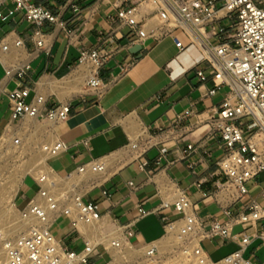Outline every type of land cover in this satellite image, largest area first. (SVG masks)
Returning <instances> with one entry per match:
<instances>
[{
	"label": "built area",
	"instance_id": "1",
	"mask_svg": "<svg viewBox=\"0 0 264 264\" xmlns=\"http://www.w3.org/2000/svg\"><path fill=\"white\" fill-rule=\"evenodd\" d=\"M10 1L14 6L0 7L2 20L18 13L38 26L58 20L56 14L37 0ZM4 2L0 0L1 4ZM116 2L115 18L119 27L132 30L140 42L158 40L180 28L191 42L203 49L214 76L228 86L230 94L224 97L216 109V117L206 121V126L210 133H218L224 144L217 166L227 182L219 187L226 191L231 187L236 193L232 202H241V205H226L217 216L200 217L185 190L177 186L157 206L144 208L136 203L138 215L124 226L113 223L115 229L110 231L99 203L84 198L85 184L93 174L115 167L122 160L140 157L147 146L139 140H130L119 153L113 151L93 157L60 171L51 159L65 151L67 144L58 136L42 141L36 134L42 121L66 119L71 105L60 102L46 107L45 93L33 84L18 81L7 93L9 112L0 128V186L9 174L21 170L24 172L22 183L29 178L35 190L24 207L19 208L24 228L7 243L1 264H90V256L98 248L109 257L105 264H253L244 255L246 247L257 238L264 244V180L259 179L264 175V0ZM225 18L231 20L229 26L221 23ZM42 34L40 27L35 30L38 45H43ZM213 36L220 40L212 41ZM107 38L113 40L111 36ZM174 38L176 45L183 49L185 44ZM22 44L21 37L9 33L0 38L1 51ZM107 55L108 50L103 47L81 51V58L90 59L96 65ZM28 67L16 66L14 74L22 77ZM7 72L11 74L9 68ZM86 84L97 89L104 83L93 75ZM191 112L185 109L178 119ZM132 116L129 113L127 118ZM25 118L29 119L27 125L22 122ZM185 145L189 150L195 148L189 140ZM167 153L168 149L162 147L156 161L161 162ZM94 185L95 182L91 187ZM253 186L258 187L257 195L253 194ZM103 193L111 195L106 188ZM161 209L171 210L160 216L164 237H167L165 245L159 248L156 241L134 243L132 224L139 216ZM60 217H65L78 231L83 241L81 249L68 248L53 234L52 225ZM208 238L234 241L238 247L215 260L203 244ZM2 239L4 231L0 226ZM114 253L121 260H114Z\"/></svg>",
	"mask_w": 264,
	"mask_h": 264
},
{
	"label": "crops",
	"instance_id": "2",
	"mask_svg": "<svg viewBox=\"0 0 264 264\" xmlns=\"http://www.w3.org/2000/svg\"><path fill=\"white\" fill-rule=\"evenodd\" d=\"M37 1L56 14L58 20L45 21L38 26L24 19L21 13L7 20L0 18V38L9 33L23 39L22 45L2 51L8 60L0 53V109L6 105L0 115V128L9 112L7 93L21 81L35 85L47 95L46 107L60 102L71 105L69 116L55 125L57 136L68 146L51 159L60 171L122 149L130 140L145 144L147 149L140 157L126 161L111 173L107 172L111 168L102 172L105 176L84 194L86 200L98 202L103 214L118 226L126 225L138 215L136 203L144 208L157 206L171 196L177 186L185 190L200 217L217 216L226 205L240 206L241 202H232L236 193L231 187L229 191L219 187L227 182L217 166L224 144L220 135L210 133L206 126V121L216 117V109L230 91L214 76L203 49L191 42L180 28L158 40L138 41L132 30L118 26L116 0ZM9 6H14L10 0L0 3L2 8ZM221 23L229 26L231 20L225 18ZM39 27L43 31V45L36 43L35 30ZM108 36L113 40L105 39ZM174 37L185 44L183 49L176 45ZM211 40L220 38L213 36ZM101 47L108 50V55L100 65L81 58L83 49ZM83 60L89 65L88 70H84L85 91L61 99L51 89L52 83L65 77ZM8 64L14 68L29 67L18 77L15 70L11 74L7 72ZM93 75L100 77L102 87H88L86 81ZM185 109L192 112L179 120L178 115ZM129 113L133 115L131 119L127 118ZM186 140L195 148L187 149ZM162 147H166L168 153L158 163L156 157ZM99 175L101 173L93 174L91 178ZM24 186V183L20 186L22 196L26 195ZM104 188L111 195H105ZM253 194L257 195V190ZM248 199L249 196L244 201ZM165 211L171 210L161 209L139 216L132 224V240L143 244L142 235L145 243L163 238L165 229L160 216ZM60 218L65 231L59 239L68 248L81 249L83 241L78 231L65 217ZM203 244L211 257L218 253L215 260L238 247L234 241L217 238L205 239ZM244 255L250 257L253 264H264L261 239L253 240ZM91 260L94 258L90 256Z\"/></svg>",
	"mask_w": 264,
	"mask_h": 264
},
{
	"label": "bare ground",
	"instance_id": "3",
	"mask_svg": "<svg viewBox=\"0 0 264 264\" xmlns=\"http://www.w3.org/2000/svg\"><path fill=\"white\" fill-rule=\"evenodd\" d=\"M0 53L4 56V60H8L6 53L0 51ZM88 64L86 60H83L76 68L73 69L69 74H67L62 79H55L52 83V90L56 91L61 99H65L68 95L71 96L76 93H81L85 91L84 83H85V71L88 70ZM8 68L10 69V73L14 71L15 68L11 69L10 64H8ZM40 84V83H39ZM240 89L241 86H238ZM59 120H44L39 124V131L37 132V139H41L42 141L49 140L55 136L56 130L55 125ZM23 125H27L29 122L28 118L22 120ZM45 133V134H44ZM124 149H119L114 152V154L123 151ZM125 160L120 161L117 166L111 167L107 172H113L118 167H120ZM9 178L6 182L0 186V226L4 231V239L0 240V264L2 261V257L5 252V247L10 239L15 238L19 232H21L24 228V223L21 219L20 209L16 206V202L14 201V197L16 192L18 191L19 186L22 184V178L24 176V172L21 170H15L13 173L9 174ZM105 175L101 173L96 178H90L85 184L86 189L90 188L92 183L96 181H100ZM107 229L113 231L114 224L107 217ZM167 242V237H163L155 242V244L161 248ZM121 256L114 253V260H121Z\"/></svg>",
	"mask_w": 264,
	"mask_h": 264
},
{
	"label": "rangeland",
	"instance_id": "4",
	"mask_svg": "<svg viewBox=\"0 0 264 264\" xmlns=\"http://www.w3.org/2000/svg\"><path fill=\"white\" fill-rule=\"evenodd\" d=\"M2 99H3V97H2ZM5 107H6V105L3 108L0 109V115L2 113H4ZM262 179H264V176H263ZM24 185H25L24 186V190L26 191V195L25 196H22V195L19 194L20 193V186H19L18 191L16 192L15 197H14V201L16 202V206L18 208H23L24 207V205L27 203L28 197L35 190V187L32 185V182H31V180L29 178L25 180ZM257 189H258V187H256L254 191H256ZM51 230H52L53 234L57 238H61L62 237V235H63V233H64L65 230L63 228L62 219L61 218H58L53 223ZM142 236H140V241L142 243H145L146 242L145 241V238H144V236L143 237ZM133 242L134 243H138V242H136L135 239L133 240ZM96 252H97L96 254L95 253H92V255H91V258H94L93 261H95V259L98 260V259H101V258H102V260L99 261V262H93L91 260L90 264H105L106 261H108V259H109L107 253L104 252L102 249L100 251H96ZM217 256H218V253H214L212 255V258L215 259V258H217Z\"/></svg>",
	"mask_w": 264,
	"mask_h": 264
}]
</instances>
